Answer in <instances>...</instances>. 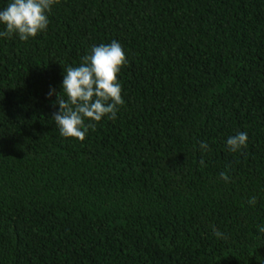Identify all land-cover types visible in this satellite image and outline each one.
<instances>
[{
	"label": "trees",
	"instance_id": "1",
	"mask_svg": "<svg viewBox=\"0 0 264 264\" xmlns=\"http://www.w3.org/2000/svg\"><path fill=\"white\" fill-rule=\"evenodd\" d=\"M48 19L0 36V264H264V0H58ZM113 40L117 118L62 136L66 69Z\"/></svg>",
	"mask_w": 264,
	"mask_h": 264
},
{
	"label": "clouds",
	"instance_id": "2",
	"mask_svg": "<svg viewBox=\"0 0 264 264\" xmlns=\"http://www.w3.org/2000/svg\"><path fill=\"white\" fill-rule=\"evenodd\" d=\"M55 3L58 0H10L7 7L0 9V24L5 26L0 36L17 34L24 41L35 37L46 30L48 13ZM126 62L122 46L113 40L110 44L93 46L91 53L82 57L80 66L66 69L62 82L64 95L57 94L59 111L53 115L62 136L82 141L89 128L95 129V124H85L86 119L98 122L105 116L113 120L117 118L118 106L124 104L117 74ZM247 141V133L238 132L227 139V145L235 152L246 147ZM200 147L208 149L206 142H201ZM220 176L225 181L230 179L223 172ZM248 202L255 205L257 198L253 196ZM259 232L264 233V226L259 227ZM213 233L218 238H226L214 226Z\"/></svg>",
	"mask_w": 264,
	"mask_h": 264
}]
</instances>
